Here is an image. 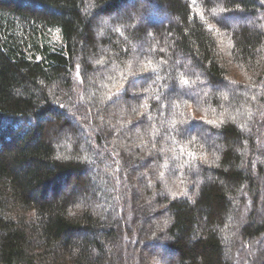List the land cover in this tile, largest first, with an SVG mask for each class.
Returning a JSON list of instances; mask_svg holds the SVG:
<instances>
[{
    "label": "trees",
    "instance_id": "1",
    "mask_svg": "<svg viewBox=\"0 0 264 264\" xmlns=\"http://www.w3.org/2000/svg\"><path fill=\"white\" fill-rule=\"evenodd\" d=\"M0 264H264V0H0Z\"/></svg>",
    "mask_w": 264,
    "mask_h": 264
},
{
    "label": "snow or ice",
    "instance_id": "2",
    "mask_svg": "<svg viewBox=\"0 0 264 264\" xmlns=\"http://www.w3.org/2000/svg\"><path fill=\"white\" fill-rule=\"evenodd\" d=\"M184 83L187 84V81H185Z\"/></svg>",
    "mask_w": 264,
    "mask_h": 264
}]
</instances>
